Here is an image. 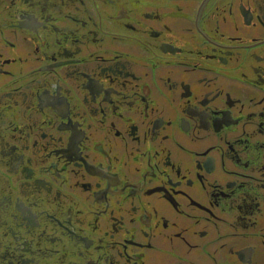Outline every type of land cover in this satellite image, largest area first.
<instances>
[{"label":"flooded vegetation","instance_id":"flooded-vegetation-1","mask_svg":"<svg viewBox=\"0 0 264 264\" xmlns=\"http://www.w3.org/2000/svg\"><path fill=\"white\" fill-rule=\"evenodd\" d=\"M0 264H264V0H0Z\"/></svg>","mask_w":264,"mask_h":264}]
</instances>
